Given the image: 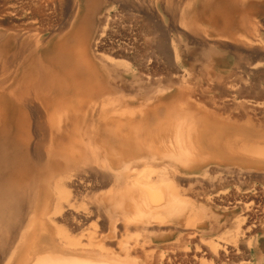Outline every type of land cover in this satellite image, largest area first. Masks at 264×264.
Listing matches in <instances>:
<instances>
[{
    "label": "bare ground",
    "instance_id": "bare-ground-1",
    "mask_svg": "<svg viewBox=\"0 0 264 264\" xmlns=\"http://www.w3.org/2000/svg\"><path fill=\"white\" fill-rule=\"evenodd\" d=\"M0 2V264H264V0Z\"/></svg>",
    "mask_w": 264,
    "mask_h": 264
},
{
    "label": "rangeland",
    "instance_id": "rangeland-1",
    "mask_svg": "<svg viewBox=\"0 0 264 264\" xmlns=\"http://www.w3.org/2000/svg\"><path fill=\"white\" fill-rule=\"evenodd\" d=\"M0 1H2V0H0ZM170 5V4H169ZM173 4H171L170 6H172ZM2 8V2H0V9ZM173 9V8H172ZM169 10V9H167L169 12H171V11H175V10H177L176 11V13H174V12H171V14L169 15V14H165V17H166V24H167V26L169 27V28H178V31H175V30H173V33H172V35L174 36V35H176V37L177 36H179L180 37V39L182 38V40H181V48L179 47V49L180 50H182V48H183V50H184V48L185 47H187L188 48V50H189V52L187 51V53L185 52V50L183 51L182 50V52H184L185 54H186V57H183L184 59H185V62H184V64L183 65H181L180 67H179V71H177L179 74H184L185 75V78L187 79V77H186V75H189L190 76V78L191 79H189V76H188V80L189 81H191V83L193 82V81H195L196 83H204V84H206L208 81L207 80H209L210 81V75L208 76V74H209V72H208V70H207V66H206V71H204V73H202V71H203V69L202 68H205V67H203L204 65L203 64H206L207 62H205L207 59H206V57L205 58H203V60H202V57L201 58H199L201 61H202V64H199V63H201V61H195L193 58H192V56H193V52H194V54H195V50H198L197 49V47L196 46H193L192 44H190L189 45V43L186 45V41H188V40H186L187 39V37H185L186 35H185V31H189V28H188V26H190L189 24H190V21H189V16L187 17V16H185V15H183V14H185L184 12H183V8H181L180 7V11H179V7H178V9H176L175 8V10ZM1 11V10H0ZM177 13H178V17L181 19V22L183 21V24L185 25V27H183L184 25L180 22V19H179V21L178 20H176L177 18ZM176 15V16H175ZM1 16V15H0ZM171 16H175V21L177 22H179V24H177V23H175V24H177V26L178 25H180V24H182L181 25V30H180V26H176L175 24H173V21H171V20H173V18L171 17ZM57 17V16H56ZM56 17H52L53 19H55ZM184 17V18H183ZM15 20H13L12 22L14 23V25H16L17 23H20V21H21V23H23V21L22 20H20V18H14ZM171 19V20H170ZM18 22H17V21ZM20 20V21H19ZM170 20V21H169ZM15 21V22H14ZM25 22V21H24ZM12 23V24H13ZM2 24H3V22H2V20H1V17H0V31L3 29V27H4V24H3V26H2ZM172 26V25H174L173 27H170V25ZM188 24V25H187ZM18 25V24H17ZM187 26V27H186ZM2 27V28H1ZM185 28H187L188 30H185ZM182 29H184V30H182ZM182 31V32H181ZM177 32V33H176ZM181 34V35H180ZM183 35H185V36H183ZM51 38V36L50 37H47V38H45L46 39V41L45 42H47L49 39ZM184 40V41H183ZM183 42V43H182ZM186 42V43H185ZM205 59V60H204ZM198 62V63H197ZM197 63V64H196ZM199 65V66H198ZM203 65V66H202ZM197 66V67H196ZM200 69H202V71L200 70ZM197 70V71H196ZM205 70V69H204ZM192 71V72H191ZM175 72V71H174ZM195 72V73H194ZM201 72V74H199ZM205 72H207V73H205ZM191 74V75H190ZM193 74H196L197 76H195V75H193ZM206 74V76L204 77V75ZM208 76V77H207ZM196 78V79H195ZM185 79V80H186ZM192 79H194V80H192ZM205 79V80H204ZM187 80V82L190 84V85H192L193 86V83L191 84L189 81ZM201 80V81H200ZM204 80V81H203ZM206 82V83H205ZM196 83H194V84H196ZM263 146V145H262Z\"/></svg>",
    "mask_w": 264,
    "mask_h": 264
}]
</instances>
